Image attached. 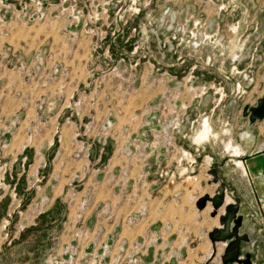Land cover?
<instances>
[{
	"label": "crops",
	"instance_id": "1",
	"mask_svg": "<svg viewBox=\"0 0 264 264\" xmlns=\"http://www.w3.org/2000/svg\"><path fill=\"white\" fill-rule=\"evenodd\" d=\"M35 29L23 38L0 29V133L9 141L7 182L20 199L38 201V214L59 213L56 226L70 220L75 232H86L61 238L60 248L84 253L143 238L141 264H223L215 238L222 233L229 247L242 248L245 263L264 264V117L228 141L209 123L182 129L176 143L192 152L198 179L162 181L163 152L158 157L145 144L152 119L137 111L136 90L119 91L107 69L98 72L107 62H89L84 38L76 44L55 27ZM45 42L49 56L35 73L32 54ZM15 53L23 67L7 63ZM176 164L166 169L189 171L186 162ZM211 168L230 190L219 208L210 201L218 187ZM131 215L136 224L125 222Z\"/></svg>",
	"mask_w": 264,
	"mask_h": 264
},
{
	"label": "rangeland",
	"instance_id": "2",
	"mask_svg": "<svg viewBox=\"0 0 264 264\" xmlns=\"http://www.w3.org/2000/svg\"><path fill=\"white\" fill-rule=\"evenodd\" d=\"M36 27H55L66 42L78 44L84 38L89 62H107L98 72L108 70L119 91L136 90L137 106L142 104L137 111L152 119L145 144L158 157L163 152L164 164L157 162L156 169L162 181L197 175L191 172L192 152L176 143L182 129L209 123L226 141L240 139L252 122L250 110L264 97V0H0V29L23 38ZM49 47L45 42L32 54L34 72L49 56ZM15 54L7 63L23 67ZM8 147L5 132L0 133V264H101L97 261L103 254L105 264H112L118 244L113 250L105 251L103 244L99 251L94 246L84 253L67 244L60 248L61 238L79 240L86 232H75L70 220L60 228L59 213L38 214V201L20 199L7 182ZM173 161L186 162L189 174L185 168L166 169ZM210 171L218 183L216 195L225 197L229 188L219 182L217 169ZM125 222L136 224L137 218L131 215ZM222 236L215 238L222 242L225 257L229 246ZM134 244L141 256L146 239ZM242 252L238 247L237 257L223 264H249Z\"/></svg>",
	"mask_w": 264,
	"mask_h": 264
},
{
	"label": "built area",
	"instance_id": "3",
	"mask_svg": "<svg viewBox=\"0 0 264 264\" xmlns=\"http://www.w3.org/2000/svg\"><path fill=\"white\" fill-rule=\"evenodd\" d=\"M192 164L195 163V160L191 162ZM194 174V172H193ZM189 178L193 180H197V175H192ZM137 244L133 243L131 245H124V244H119L117 245V250H116V256L114 260H111L110 263L112 264H141V257L135 251L132 249L133 247H136ZM109 247H111V250H113V244L108 245L106 244L104 246V250L106 251ZM105 253V252H104ZM104 255V254H103ZM103 255L98 259L97 263L105 264V259L103 258Z\"/></svg>",
	"mask_w": 264,
	"mask_h": 264
},
{
	"label": "water",
	"instance_id": "4",
	"mask_svg": "<svg viewBox=\"0 0 264 264\" xmlns=\"http://www.w3.org/2000/svg\"><path fill=\"white\" fill-rule=\"evenodd\" d=\"M249 116L252 122L262 119L264 117V97L261 98L258 101V104L250 110ZM223 196L224 195L221 193L216 195L214 198L210 199V201L212 202L215 208H219L224 203L225 197ZM237 254H238V247L236 245H231L227 250L225 261L226 262L232 261L237 257Z\"/></svg>",
	"mask_w": 264,
	"mask_h": 264
}]
</instances>
